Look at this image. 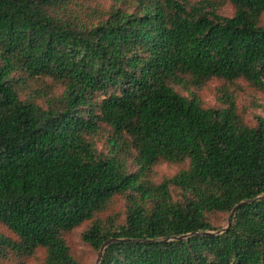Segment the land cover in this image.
Segmentation results:
<instances>
[{"label": "trees", "instance_id": "1", "mask_svg": "<svg viewBox=\"0 0 264 264\" xmlns=\"http://www.w3.org/2000/svg\"><path fill=\"white\" fill-rule=\"evenodd\" d=\"M263 17L264 0H0V264H88L80 229L98 264H264V200L239 206L264 195V117L230 89L264 95ZM161 163L184 167L155 182Z\"/></svg>", "mask_w": 264, "mask_h": 264}, {"label": "rangeland", "instance_id": "2", "mask_svg": "<svg viewBox=\"0 0 264 264\" xmlns=\"http://www.w3.org/2000/svg\"><path fill=\"white\" fill-rule=\"evenodd\" d=\"M189 3H199L204 0H187ZM212 2V0H209ZM105 6H109L110 2L105 1ZM220 14L225 16H232L234 13L233 7L227 3L222 6L219 11ZM263 24H264V17H263ZM222 87V82L218 80L212 81L207 87L203 90L199 91V96L202 98L205 104L208 105H217V97L219 95V89ZM236 98L237 103L239 106V110L245 121L250 125H255V119L257 116L264 117V95L257 92L255 89L248 86L243 81H239L231 86L230 88ZM181 93L187 95V92L184 89L179 90ZM103 144H100V148H103ZM184 166L182 165H175V164H167L161 163L160 165L156 166L151 174L152 179L155 182H159L162 178L167 176H173L178 173ZM123 209V202L121 200L118 201L115 211L110 212L111 214L120 212ZM229 216L228 218L218 217L215 219L217 225H222L223 228L227 227ZM4 229L0 227V231ZM82 229L75 231L71 235H69L68 240L69 243L74 251L80 258H82L88 264H98L100 259V254H95L89 247L84 245L80 240V234ZM42 257L41 255L32 259L31 261L27 262V264H41ZM12 264V263H7Z\"/></svg>", "mask_w": 264, "mask_h": 264}, {"label": "water", "instance_id": "3", "mask_svg": "<svg viewBox=\"0 0 264 264\" xmlns=\"http://www.w3.org/2000/svg\"><path fill=\"white\" fill-rule=\"evenodd\" d=\"M258 200H264V195L252 200V201H248V202H244V203H241L239 206H242V205H245V204H248V203H252V202H255V201H258ZM238 206V207H239ZM238 207H236L233 211V213L230 215V218H229V223H228V226L222 231L225 232L228 228H230L231 224H232V216L233 214L237 211ZM100 258H101V254H100ZM100 260V259H99Z\"/></svg>", "mask_w": 264, "mask_h": 264}]
</instances>
